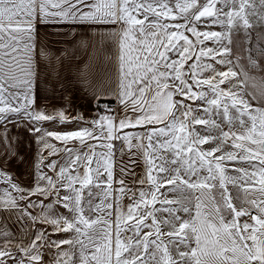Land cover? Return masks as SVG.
Listing matches in <instances>:
<instances>
[{
    "label": "snow or ice",
    "instance_id": "6c2138e0",
    "mask_svg": "<svg viewBox=\"0 0 264 264\" xmlns=\"http://www.w3.org/2000/svg\"><path fill=\"white\" fill-rule=\"evenodd\" d=\"M78 4L89 10L83 11ZM249 16L264 22V0H0V126L4 128L0 182L20 193L14 197L6 189L0 207L19 209L18 200L31 195L47 199L55 193L54 203L67 209L70 217H32L26 209L20 215L29 216L33 225H50L53 234L72 233L71 238L49 241L41 229L24 245L14 244L11 234L0 230L5 238L0 243V264H25V260L41 264L43 247L58 250L53 264H264V65L249 56L247 69L237 60L240 72L232 67L218 70L204 63V58L233 64L226 59L232 48L197 47L208 40L218 45L226 40L231 45L234 28L253 27ZM202 18H212V24L225 30L199 31ZM178 20L183 23H174ZM62 23L116 26L108 31L113 38L118 34L116 99L124 115L97 113L98 119L87 121L79 113L69 118L64 109L46 113L36 106L37 57L45 55L35 46L36 25ZM174 51L178 58L170 55ZM260 56L264 57V49ZM256 69L259 78L250 74ZM205 72L210 75L204 76ZM81 82L88 86L93 101L108 95L103 79L82 75ZM226 82L228 87L221 88ZM246 96L258 105L253 106ZM197 100L208 105L202 109L204 116L193 114L200 106L194 109L186 103ZM129 110L138 115H127ZM213 114L221 120L217 122ZM21 118L33 126L32 134H41L37 142L51 149L49 155L57 150L47 137L65 144L79 141L84 145L90 139L98 143L88 145L84 153L66 149L70 155L55 180L43 172L41 156L35 165L36 186L24 189L4 171L17 155L7 124L19 126ZM53 121L83 122L91 127L65 133L42 128L43 123ZM146 125L152 127L143 135L124 132ZM195 125H204L209 134H201ZM210 129L217 134L212 135ZM114 140L122 141L129 152L133 148L142 152L145 163L144 173L133 181L144 187L138 196L132 192V203L126 208L120 200L132 190L126 189L123 179L115 181L120 188H112ZM213 143V147H203ZM96 147L107 151L97 154ZM227 162H236L231 172ZM47 167L57 170L55 162ZM113 191L120 195L113 196ZM167 192L174 193V198H168ZM97 196L100 202L94 203ZM37 206L49 212L53 208L42 201L27 205ZM63 245L71 250H62Z\"/></svg>",
    "mask_w": 264,
    "mask_h": 264
},
{
    "label": "rangeland",
    "instance_id": "374dc122",
    "mask_svg": "<svg viewBox=\"0 0 264 264\" xmlns=\"http://www.w3.org/2000/svg\"><path fill=\"white\" fill-rule=\"evenodd\" d=\"M221 5L219 4V6ZM212 18H202V22L197 25V29L199 31H217V32H223L225 29L222 28L219 25L212 24L211 23ZM174 23H183L182 20L175 21ZM250 29V28H249ZM63 30H51L48 31L47 35L45 36V44L47 47L46 54L44 56H41L40 59V84L39 88L36 90V93L34 95L36 106L43 110L44 112H50L52 109H64L66 115L71 118L75 115L82 114L84 119L87 121L96 120L99 118L98 114H101V112L94 107L95 102L99 101H93L90 100V97L88 93L86 94L85 98H79L82 97V93L86 90L85 86H82L83 84H80V77H72L69 73V71L66 70V66H68V63L64 60L63 57L59 55L58 57V51L55 52H48V49H52L54 45L57 43H62L64 36L62 35ZM253 30H245L243 27H237L234 28L232 31V41L233 43L231 45H228L226 40L221 41V43L215 44L213 41L208 40L204 41L203 45L200 46H206V47H221V46H228L232 48L231 54L226 57V59H231L233 61V64L230 65H221L215 63L213 60H209L208 58H204V63H212L215 68L218 70H227L228 67H232L233 70L240 72L241 69L235 67V62L239 60V63L241 66H243L245 69L249 66V60L248 57L251 56L256 59L257 57V47L254 42L257 41L256 36H253L252 33ZM250 33V34H248ZM186 35L189 36L190 39L195 40V37L192 36L191 33L185 32ZM244 34V35H243ZM259 38V37H258ZM183 43V42H181ZM44 46V45H43ZM58 47V46H57ZM259 49V48H258ZM248 51V55H246ZM170 55L174 56L175 58H178L175 51L173 53H170ZM221 59V57L216 58ZM192 61H189L191 63ZM187 67V66H186ZM260 72L259 69H256L254 72ZM204 76L210 75L209 72H205L203 74ZM74 79L76 81H74ZM86 85V84H85ZM87 86V85H86ZM221 88H227L228 83L221 85ZM194 91H200L201 89L194 88ZM205 90H207V86H205ZM80 92V93H79ZM76 93V97H75ZM211 95V93H209ZM79 96V97H78ZM78 97V98H77ZM180 97H176V99H179ZM245 99L249 100L247 96ZM250 101V100H249ZM187 104H191L194 109L197 108V106H200V111L194 112V115L204 116L202 109L203 107H208L207 104H205L203 101L197 100L195 102L193 101H186ZM2 106V105H0ZM234 111V110H233ZM179 115V114H178ZM212 118L215 119L217 122L221 120L220 115H212ZM163 125H158L157 127H162ZM91 124L89 123H77V122H71V123H65L60 124L58 121L53 122H45L42 124V128L49 131V132H55V133H65L70 132L82 128H90ZM152 125H147L146 128H150ZM196 129L201 131V134H209L208 131L205 130L204 125H195ZM146 128L143 132L138 131H129L133 135H143L146 132ZM210 132L212 135L217 134L216 129H210ZM41 134L36 133L37 141ZM48 142L53 146L54 149L57 150V153L55 155H49L51 149L44 148L42 143H38V161L41 156L44 157L43 160V166L42 170L43 172L51 176L54 180L57 177V173L59 171L60 166L66 165L67 163V157L70 155L66 149H73V154L76 152L84 153L88 152V145H96L98 142L94 139L88 140L84 145H81L79 141H69L67 144L57 141L52 137H47ZM106 142V141H105ZM137 141L133 140V144H136ZM147 143V141H145ZM115 148L113 149L115 156H114V166H113V172H114V182L112 187H115L116 189L120 188L121 185L119 183H116L115 181L119 179H123L125 181V187L126 189H131L132 191H126V193L123 195V197L120 200V203L122 206L126 208L127 205L132 203V200L129 198L132 195V192H136V195H139V189L143 188L144 186L133 183L134 180L138 179L145 171V163L143 160L142 152L138 151L136 148H133L131 152H129L127 146L125 144H122V141H118L115 144ZM213 144H206L203 145L204 148L213 147ZM121 147H123V152L120 151ZM107 149L96 147L95 152L97 154L106 152ZM219 155V153H217ZM135 161V163H133ZM55 162L57 165V170L54 172L50 170L47 165L50 163ZM227 166L229 168V171L231 172L232 169L236 166V162H227ZM95 167V164L93 165ZM124 168L125 172H121V169ZM37 171V170H36ZM81 173L84 171L83 168L80 169ZM135 173L133 175L132 173ZM74 174V173H73ZM233 175L236 173L232 172ZM37 180L34 181V183L30 185H25L24 189H30L34 188L36 186ZM43 184V182H40ZM79 186V185H77ZM97 189H93V192H97ZM163 191V190H162ZM64 194L63 189H61V195ZM20 195V194H19ZM120 195L118 192L113 193V196ZM166 195L168 198H174L175 194L171 192H167ZM19 197V196H18ZM99 197L97 196L94 200V203H99L98 201ZM56 200L55 193H52L47 199H45L42 196L39 195H31L28 199L19 200V209L17 210H4L0 209V230H7L11 236L14 238L13 243H23L24 245H27L35 238V235L38 231L41 229L45 230V235L47 240H61L65 238H71L72 233H58L53 234L52 228L50 225L46 223H40L36 222L33 225L32 220L29 218V216L24 215L21 217L20 210L26 209L27 213H30L32 217L40 216L42 214L45 215H55L59 216L60 214L71 216L70 213H68L67 209L63 208L61 205L54 203ZM43 202L44 205L53 204V208L49 212L47 209H43L39 206L37 207H27L29 202L39 205L40 202ZM157 207H160L158 204ZM158 215H167V213H158ZM23 229V231L21 230ZM4 237L0 236V243H4ZM62 250H71L70 246L63 245ZM12 251L19 257L20 253L17 252L15 247L12 248ZM56 248H47L43 247L40 248V252L43 254V258L41 261V264H53L54 257L57 253ZM9 264H11V261H9ZM25 264H28V261L25 260Z\"/></svg>",
    "mask_w": 264,
    "mask_h": 264
},
{
    "label": "crops",
    "instance_id": "0c3cea01",
    "mask_svg": "<svg viewBox=\"0 0 264 264\" xmlns=\"http://www.w3.org/2000/svg\"><path fill=\"white\" fill-rule=\"evenodd\" d=\"M89 2H92V0H89ZM217 6H219V4ZM77 7L83 11L89 10L83 5L78 4ZM248 18L253 27L247 30H253L254 32L252 35L256 36L257 39V41L254 42L257 47L256 61L261 65H264V57L260 56L261 49H264V22L259 21L255 16H249ZM115 27L116 26L114 25L89 26L87 24L80 23L36 25L37 32L35 35V46L38 51L42 50L46 54L47 47L44 39L48 31L61 29L63 30L62 35L64 36L63 42L57 43V45L55 44L52 49H48V52L51 53L58 51V57L60 55L68 63L66 70L69 71L72 77H80V84H83L82 86L88 87L81 82L82 75L91 79H103L105 81V88L108 90V95L101 101L106 103L109 108L113 109L114 111L108 112L106 110H99L103 115H124L123 106L116 99V93L119 91L118 34L116 38H113L108 31V29ZM246 55H248V51ZM40 57L41 56L37 57L39 60V75L34 83L33 95H35L40 84ZM250 74H255L259 78L260 72L258 73L256 71ZM74 81L76 80L74 79ZM87 93L91 100V93L87 92L86 90L82 93V97H78L84 99ZM76 96L77 95L75 93V97ZM247 98L250 100L253 106L258 105L257 100L251 99V97L248 96ZM127 115L135 117L138 115V113H133L131 110H129ZM146 126L124 129V132H143ZM32 127V125L28 124L27 121L23 120L22 118L20 120L19 126L14 123L7 124V135L12 139L14 151L17 155L10 161L9 165L4 169V171L10 173L12 181L22 188L25 185L34 183L36 180L35 165L38 162V144L36 133L32 134L29 130ZM225 130H227V128H225ZM3 132V126H0V133ZM118 141L119 140H114L112 143L115 145ZM112 188L114 190L116 189L115 187ZM6 189L12 196H20V193L13 191L8 184L0 182V198L4 197ZM98 201H100V197ZM18 203H20L19 200ZM0 209L3 208L0 207Z\"/></svg>",
    "mask_w": 264,
    "mask_h": 264
},
{
    "label": "built area",
    "instance_id": "2783aa9c",
    "mask_svg": "<svg viewBox=\"0 0 264 264\" xmlns=\"http://www.w3.org/2000/svg\"><path fill=\"white\" fill-rule=\"evenodd\" d=\"M101 105H102V106H101ZM94 107H95L96 109H98V110H106V108H109V106H108L106 103L102 102V101H100V102H95V103H94Z\"/></svg>",
    "mask_w": 264,
    "mask_h": 264
},
{
    "label": "trees",
    "instance_id": "16d2710c",
    "mask_svg": "<svg viewBox=\"0 0 264 264\" xmlns=\"http://www.w3.org/2000/svg\"><path fill=\"white\" fill-rule=\"evenodd\" d=\"M107 102V101H106ZM110 103V102H109Z\"/></svg>",
    "mask_w": 264,
    "mask_h": 264
}]
</instances>
